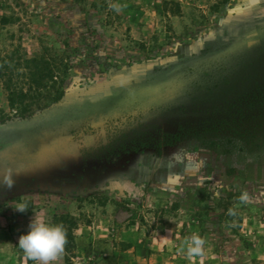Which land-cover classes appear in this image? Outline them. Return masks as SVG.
Masks as SVG:
<instances>
[{
	"label": "rangeland",
	"instance_id": "1",
	"mask_svg": "<svg viewBox=\"0 0 264 264\" xmlns=\"http://www.w3.org/2000/svg\"><path fill=\"white\" fill-rule=\"evenodd\" d=\"M51 114L83 149L0 196V264H37L34 219L67 230L54 264H88L110 202L199 234L197 264H264V0H0V128L26 123L0 134Z\"/></svg>",
	"mask_w": 264,
	"mask_h": 264
},
{
	"label": "crops",
	"instance_id": "2",
	"mask_svg": "<svg viewBox=\"0 0 264 264\" xmlns=\"http://www.w3.org/2000/svg\"><path fill=\"white\" fill-rule=\"evenodd\" d=\"M114 203L104 209V227L86 236L90 241L88 264H197L170 228H148L139 221L115 224ZM86 239V240H87ZM84 239V241H86ZM182 253V254H181Z\"/></svg>",
	"mask_w": 264,
	"mask_h": 264
},
{
	"label": "clouds",
	"instance_id": "3",
	"mask_svg": "<svg viewBox=\"0 0 264 264\" xmlns=\"http://www.w3.org/2000/svg\"><path fill=\"white\" fill-rule=\"evenodd\" d=\"M3 185L11 189L14 180L3 179ZM18 212H25L29 206L25 202L18 203L15 207ZM206 241L199 234L193 233L186 237L182 250L186 248L189 258L203 255ZM67 244V230L63 224H49L43 220L34 219L30 224V230L19 238L18 246L25 256L37 264H54L65 251Z\"/></svg>",
	"mask_w": 264,
	"mask_h": 264
},
{
	"label": "flooded vegetation",
	"instance_id": "4",
	"mask_svg": "<svg viewBox=\"0 0 264 264\" xmlns=\"http://www.w3.org/2000/svg\"><path fill=\"white\" fill-rule=\"evenodd\" d=\"M54 115H47L26 126L25 131L0 134V196L8 195L20 187L31 185L39 176L47 171V165L39 167H23L22 162L25 157L23 146L30 143L35 132L48 126H63L64 122H59ZM21 135L23 137H21ZM28 167V168H27ZM14 180L11 189L3 185V179Z\"/></svg>",
	"mask_w": 264,
	"mask_h": 264
},
{
	"label": "water",
	"instance_id": "5",
	"mask_svg": "<svg viewBox=\"0 0 264 264\" xmlns=\"http://www.w3.org/2000/svg\"><path fill=\"white\" fill-rule=\"evenodd\" d=\"M26 125V123H16L0 128V132L9 129L18 128ZM66 134V133H65ZM82 147L77 141H73L68 137L59 139V137L52 135H43L41 133H34V137L30 140L27 149L25 150V157L22 162L23 167H37L43 164L50 163L58 159H68L74 157L82 151ZM27 167V168H28Z\"/></svg>",
	"mask_w": 264,
	"mask_h": 264
},
{
	"label": "trees",
	"instance_id": "6",
	"mask_svg": "<svg viewBox=\"0 0 264 264\" xmlns=\"http://www.w3.org/2000/svg\"><path fill=\"white\" fill-rule=\"evenodd\" d=\"M39 66V67H38ZM44 66V69L41 71L40 67ZM40 72L46 73L47 78L51 79L53 77V72L50 70L49 65L38 63L37 66ZM40 81V80H39ZM42 81V80H41ZM5 94L7 96V100L12 108H15L16 106H19L17 103V100L21 102L20 107H22V104H24L25 100L27 99L26 94L24 92H17V91H11L9 86L5 88ZM78 229V223L74 226V230Z\"/></svg>",
	"mask_w": 264,
	"mask_h": 264
}]
</instances>
